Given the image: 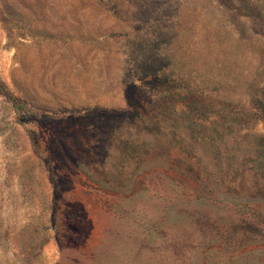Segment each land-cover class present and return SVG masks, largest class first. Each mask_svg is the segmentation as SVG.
I'll list each match as a JSON object with an SVG mask.
<instances>
[{"label":"rangeland","instance_id":"1","mask_svg":"<svg viewBox=\"0 0 264 264\" xmlns=\"http://www.w3.org/2000/svg\"><path fill=\"white\" fill-rule=\"evenodd\" d=\"M0 264H264V0H0Z\"/></svg>","mask_w":264,"mask_h":264}]
</instances>
